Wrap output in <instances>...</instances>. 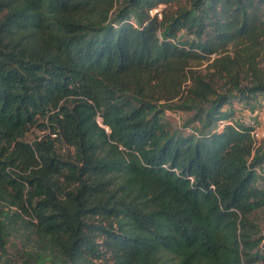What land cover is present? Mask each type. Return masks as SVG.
<instances>
[{
    "label": "trees",
    "instance_id": "16d2710c",
    "mask_svg": "<svg viewBox=\"0 0 264 264\" xmlns=\"http://www.w3.org/2000/svg\"><path fill=\"white\" fill-rule=\"evenodd\" d=\"M259 101L264 0H0V264L264 263Z\"/></svg>",
    "mask_w": 264,
    "mask_h": 264
},
{
    "label": "rangeland",
    "instance_id": "374dc122",
    "mask_svg": "<svg viewBox=\"0 0 264 264\" xmlns=\"http://www.w3.org/2000/svg\"><path fill=\"white\" fill-rule=\"evenodd\" d=\"M161 7L158 9L160 10ZM191 69L201 73V74H205L207 72L208 69V63L206 61L203 62H193L191 64ZM150 94H152L153 96H161L162 94H167L166 92H164L163 90H160L156 87H153L152 85V89ZM176 99H174V101H176ZM165 100H160L159 104L164 103ZM246 107V108H245ZM235 118L237 121H239L242 124H245L244 122V113L246 111V113H249L250 115L254 116L256 115L257 117L260 118V127L263 130V137L259 140L258 144L259 145H264V103L262 102H256L254 105L249 106L245 103L243 104H236L235 106ZM189 115V113L186 112H182V111H178V110H172L169 109L166 111V119H168V121L171 123V125L173 127H176L177 129H180L182 131H184L185 133H189L194 131L195 129V125H197L196 123L194 125H189L188 127H184V125H186L185 121L187 120V116ZM239 115V116H238ZM42 133L38 130L33 129L32 132H30L27 136H26V140L31 141L33 138H35L36 136L41 135ZM59 151L63 154V155H67L69 153H72L69 151V149L67 147H60ZM260 173V180H259V184L260 186L264 187V168L259 170ZM256 222L264 229V208L259 210L256 214ZM21 238V237H20ZM19 238V239H20ZM19 239H14L10 244H9V252L12 255V257H14V260L11 261V264H23L24 259L23 257L20 255L19 256V251L20 249H22V241ZM98 264H102V262H98ZM254 264H264L262 262H258V263H254Z\"/></svg>",
    "mask_w": 264,
    "mask_h": 264
},
{
    "label": "built area",
    "instance_id": "2783aa9c",
    "mask_svg": "<svg viewBox=\"0 0 264 264\" xmlns=\"http://www.w3.org/2000/svg\"><path fill=\"white\" fill-rule=\"evenodd\" d=\"M244 122L245 125L249 126L251 129V135L254 138L256 142H259V140L263 137V130L260 127V118L256 115L252 116L249 113H244ZM225 122L220 121V126H222Z\"/></svg>",
    "mask_w": 264,
    "mask_h": 264
},
{
    "label": "bare ground",
    "instance_id": "6f19581e",
    "mask_svg": "<svg viewBox=\"0 0 264 264\" xmlns=\"http://www.w3.org/2000/svg\"><path fill=\"white\" fill-rule=\"evenodd\" d=\"M246 108V107H245ZM239 116V115H238Z\"/></svg>",
    "mask_w": 264,
    "mask_h": 264
}]
</instances>
